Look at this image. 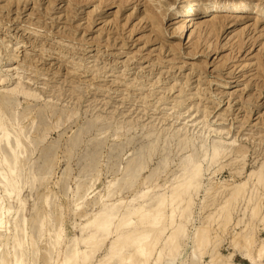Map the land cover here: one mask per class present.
Returning <instances> with one entry per match:
<instances>
[{"label": "rangeland", "instance_id": "rangeland-1", "mask_svg": "<svg viewBox=\"0 0 264 264\" xmlns=\"http://www.w3.org/2000/svg\"><path fill=\"white\" fill-rule=\"evenodd\" d=\"M85 1L0 0V95L7 92L13 98L6 104L11 111L6 110L1 118L10 115V119L16 120L12 133L14 142L16 134L19 135L24 150L17 151H23L24 157L33 164L29 171H43L40 183L29 185L23 178L24 195H20L17 205L26 210L28 224L30 216L39 215L40 223L30 228L33 241L40 245L42 252L54 244L52 235L59 234L55 249L61 253L69 240L78 235L79 225L98 211L101 196L113 183L119 179L127 181L116 190L114 197L123 201L132 198L133 203H137L141 195H168L173 178L179 175L174 172L183 162V156L194 149L200 151L202 143L211 145L221 141L239 148L244 156L230 153L204 171L201 187L193 194L187 214L179 216L181 202L168 200L166 212L173 210L176 222L184 229L179 236L181 244L173 259L169 260L164 252L157 262L153 251L147 264H207L209 261L211 264H264V253L259 258L256 255L260 245H264V228L260 221L264 187L258 189L262 198L257 217H244L235 226L242 218L241 213L253 204L239 200L231 210L226 227H217L221 220L217 214L224 200V186L246 180L264 161V73L256 66V69L247 65L241 68L245 63H258V59L264 63V27L261 28L264 24L260 23L255 29L244 26L251 22L238 21L223 34L217 32L219 35L211 38L214 44H208L209 47L203 41L201 49H205L204 52L200 50L201 53L194 56L185 54L189 49L187 45L190 46L187 35L168 37L158 30L160 35H156L150 20L145 23L146 18L141 19L147 9L144 0H138L135 5L126 4L127 7L121 5L122 8L118 4L99 7L102 10L96 7L102 6L97 2ZM156 1L153 0V4ZM177 1L159 0L150 7L156 10L157 16L165 14L166 19L159 17V22L164 24H158L161 28L165 26L169 30L172 21L178 20L167 19L172 8L168 4L181 5ZM158 11L163 12L158 14ZM103 18L111 21L103 24ZM138 22L141 27L135 24ZM100 28L101 31H97ZM129 29L136 30L130 33ZM113 33V38L121 33L125 35L114 40ZM146 33L151 38L148 39ZM235 34L244 40L239 52L236 47L232 48L237 37L228 42V37ZM121 37L126 45L120 44ZM167 43L182 45V49H176L175 58L172 53H164L169 46ZM212 45L218 48L212 51ZM12 55L16 58L12 59ZM134 55L137 56L132 59ZM239 64L241 66L235 69ZM233 71L239 77L237 81L235 77L229 78L232 76L229 72ZM183 75L192 76V80L187 82ZM258 91L261 94L257 97ZM219 100L222 101L217 104ZM148 133L153 134L147 136ZM184 136L192 143L182 151L179 150V137ZM156 137L158 145L149 151L147 158L152 157L146 167L137 177L124 178L132 157ZM165 157L169 159L167 166L159 163ZM202 162L203 166L207 165L204 160ZM148 176L151 180L143 183ZM2 184L0 179V209L5 203ZM251 185L250 181L248 186ZM207 188L211 190L209 193H206ZM218 189L221 193L212 200V191ZM39 199L48 207L37 206ZM16 219L21 221L22 217H12ZM247 222L255 224L253 243L237 247L235 243L241 241V234L237 232ZM201 227L208 228L210 243L199 253L193 239ZM162 240L155 249L160 247ZM3 243H0L1 256L10 258ZM106 245L94 254L93 261L102 257ZM247 253L255 263L247 258ZM42 254L31 257L30 264H43ZM57 258L48 259L49 264H57Z\"/></svg>", "mask_w": 264, "mask_h": 264}, {"label": "bare ground", "instance_id": "bare-ground-1", "mask_svg": "<svg viewBox=\"0 0 264 264\" xmlns=\"http://www.w3.org/2000/svg\"><path fill=\"white\" fill-rule=\"evenodd\" d=\"M90 1L94 3L97 2V5H102V6H96L98 7V9H101L103 6L105 5L109 6L111 4H114V5L118 4L120 5V7L121 5H125V6L126 4L129 5V3H132L135 5V3L138 0H90ZM151 1L152 3H150ZM158 2L156 1L155 4ZM177 2L179 4L181 3V5H176L175 7H173L172 4H168V6H171L172 8L169 11V15L167 14V19L169 20L178 19L176 22L172 21V24H171L172 26L169 30H167L165 26H164L165 28L164 27L161 28L164 25L162 24L161 21L160 22L162 26L160 27L158 25L160 24L159 17L161 18L165 14L163 13V15L157 16L156 10L152 9L154 7L153 5H155L153 4L154 3L153 0H144L143 3L145 4L146 7L145 6L143 7L147 9L145 10V13H144L145 16L144 17L142 16L143 18H141L140 16V18L141 19L146 18L144 19L145 23H146V20H150L151 22L150 26H152V28H155L152 30H154V33L156 35L158 34V31L165 32L168 35V37L177 36V37L182 38V36L185 37L187 35V39H188L187 42L190 43V46L187 45L189 47L188 52L185 53L187 55H194V56L197 55V53L200 52V50H202L201 43L203 41L204 43H207V47H209L211 44H214L213 43L214 40L213 41H210V40L211 38H213V36L216 35L217 32H220L221 34H223L224 32H226V30L233 28L236 22L238 21L245 20V23L251 22L244 26L246 27L253 26L255 29L260 23L264 24V0H178ZM151 6L153 7L150 8ZM159 7L161 8V4ZM164 7L163 9H165ZM165 11L166 10H164V12ZM198 11L201 13H198ZM162 12L163 11H161L160 13L158 11L157 13L162 14ZM207 12H209V14H206ZM135 14H137L136 11H135ZM162 18L166 19V16H163ZM103 19L101 21L103 24H107L110 20L109 19L105 21L106 18L104 20ZM124 22H127V20ZM135 24L138 25L139 22ZM122 26L123 25L121 24L120 28H122ZM139 26L141 27V24H139ZM130 27L132 26H129V28ZM263 27L264 25L261 28ZM102 28H100L99 30L97 29L96 30L100 32ZM160 28H161V31H160ZM130 29H129L130 33L131 32L134 33V31L136 30L135 29L134 31H131L133 29L131 30ZM240 31H242V29ZM114 33L111 36L112 38L114 36ZM126 33L128 34V32ZM218 35L219 34H217L216 36ZM120 36L115 35L113 39L116 40V38H119ZM237 36H239V34H235V36L233 35V37L231 38L228 37V42H231ZM149 37L147 34L148 39ZM122 38L123 37H121L120 39ZM156 38L157 37H154V39ZM157 39H160V38H157ZM237 39L238 40H236V42L234 41L232 43V46H233L232 48L236 47V49H238L237 52H239L241 49H243L244 40L243 38H240V37H237ZM152 41L154 40L152 39ZM120 44L126 45V42H124V38H123V42H121ZM177 44L179 45L180 43H177ZM181 46L177 47V45L175 46V43L171 44L165 47L164 53L165 52L168 54L172 53V55L174 54L172 57L175 58V54H176L175 51L179 50ZM213 46L214 45L211 46L212 51L218 48L217 45L214 48ZM252 46H253V43L249 45L248 49L251 48ZM204 50L205 49H203L202 51L204 52ZM158 54H161V53H158ZM257 54L255 52V56H257ZM136 56L137 55H134L131 58L133 59ZM225 56L228 57L227 55ZM11 57L13 59L15 55H12ZM224 57H223V60L225 61L226 58ZM138 58H141V57L139 56ZM161 58L162 57H160V60ZM163 58L165 59V57ZM249 62H253V61H249ZM245 65H247L248 68L254 66L253 69H256L257 67V69L262 70L264 73V63L263 61L261 62V60L259 59H258V63L257 61H255L249 64L245 63L242 66L241 64H239L238 66H236L235 69H238L240 66L243 69V67L245 68ZM138 68L142 69L140 68V65L138 66ZM204 70L205 69H203V71ZM141 71H143V69ZM234 71L229 72L230 75L232 74V76L231 77L229 76V78L235 77V81H237L239 77L236 76L237 74H235ZM160 73L162 72L159 71V74ZM159 74L157 75L159 76ZM193 76H197V75L194 74ZM191 78L192 76L190 77L187 76L184 80L188 82ZM186 84L187 83L185 82V86H188V84L187 85ZM196 85H198V83ZM172 87L173 86H171V88ZM258 92H259L258 95H256L257 97L260 96L261 94L260 91ZM232 96H233V93H232ZM11 99L13 98H11L7 94V92L5 94L0 95V118L5 113L6 110L11 111V109L6 105ZM221 101L222 100H219L217 104H219ZM6 115H8L7 112H6ZM9 116L10 115L3 116L0 119V154H2V162L0 163V179L3 181L2 186L5 190V193L2 196V201L5 203L2 204V207L0 209V243L2 242L5 243L7 247L5 249V252L9 253L11 257L7 258V257H4L3 255L1 256V250H0V264H30V258L31 257L37 258L40 255V253H43L41 256L42 257L41 259L44 260L43 264H49L48 259L50 261H53L56 256H58L57 262H56L57 264H147L153 251H155V257H156L155 261L159 262L161 258L163 257L164 252L165 254L168 255L169 260H171L176 255V252H178V247L181 244L179 236L184 233V229L180 222L179 223L176 222L175 214L173 210H171L169 213L166 212L168 200L171 202L174 200H177V202L179 201L181 202V206L178 208L179 216L187 214L188 212H190V202H192L193 200V194H195L201 187V179L203 177L204 171L208 170L210 166L219 162L221 159H223L225 156H227L230 153L235 152V154H239V156H244L242 154V151L239 148L237 149L233 148V146H231L230 144L228 145L221 141L212 142L211 145L202 143L199 145L200 151L194 149L193 151L191 150L192 152L190 154L188 153L183 156V162H181L178 165L177 172H174L175 174H179V175L173 178L171 182L172 186L170 189V193L168 195L158 194V193H154L148 196L141 195L140 196L141 199L138 198L139 200L137 201V203H133L132 198L127 201L118 199L119 197L114 198L116 195V190L118 188H122V186H124V184L127 183V181H124L123 179H119V181H116L115 183H113L110 189L107 190V192L101 196L100 201H99L98 211L92 214L91 217H89L82 224L79 225L78 235L77 236L75 235L73 238L69 240L68 245L65 247V249L61 253H57V250L55 249L56 245H58L57 243L59 240V234H53L51 242H53L54 244L50 245L48 248H46L45 250L41 252L40 245L34 242L31 237L32 233L30 229L32 225L40 223L41 220L39 219V215L34 214L30 216L28 219V222H29L28 224L25 222V213H26L25 211L26 210L19 209L18 208L19 206L17 205H18V201H19L18 199L20 195H24L22 185H21L24 179L29 185L34 184V183L35 184L40 183L41 181H43L42 180L43 171L41 169H39L41 171L37 173H32L29 171L33 164L27 158L24 157L23 151H17V150H24L23 149L24 143L20 140L19 135L17 134H16V142H14L15 138L13 137L12 133L16 128V126L13 125L16 120L10 119ZM17 122H19V120H17ZM32 124H35V122L33 121ZM152 134L148 133L147 136H150ZM179 138H180L179 139V144H180L179 150H182V151L184 149L186 150V147L189 146L190 143H192L185 136L179 137ZM75 139H76V143H78L79 136L76 135ZM157 145H158V139L156 137L150 140L147 148L143 149L142 152L135 154V156L132 157V161L129 162L127 165L124 178L129 179L131 177L133 178L137 177L140 171H142L146 167V164L152 157L151 156L147 158V156L149 155V151L155 148ZM202 160L206 162L207 164L206 166H203ZM159 163L163 164L164 166L165 165L167 166V164L169 163V159L165 157V159H161ZM18 166H21V167L18 168ZM26 171H29V172L26 173ZM151 178H152L151 176L144 178L143 183H148L151 180ZM250 181L252 183L251 187L248 186ZM222 186H219V187H222ZM261 187H264V161L261 162L257 170L254 169L248 174V178L246 180H243V181L241 180L237 183L234 182L229 186H224V189H223L224 190L223 191L224 200H223L222 205L219 207L218 214H217L218 217H221V220H219L217 227L220 229H223L226 227V225L230 222V218L232 216L231 210L233 209V207H235V204L239 200L240 201L244 200L247 203H253V204L250 207V209L244 210L243 213H241L242 218H240L239 221H236L237 224H235V226L239 225V223L243 220L244 217L245 218L257 217V215H259L260 200L262 198L261 193L258 192V189ZM215 188H217V186ZM205 190H206V193H209V191H211L210 188H207ZM212 192H213L212 200H214L216 199L217 195L221 193V190L220 191L219 189L218 191L213 190ZM25 198L26 196L22 197V199H25ZM10 202H13L14 205H11L13 203L10 204ZM36 205L37 206H41V205L47 206L46 202L40 201V199L38 200V203ZM17 215H20L22 217L21 221L17 219L12 220V217L14 218ZM260 221H261L262 227L264 228V209L262 211V217ZM254 225L252 222L245 223L244 228L241 229L240 232H237L241 234V241L239 243H235V246L248 247L253 243V239H254L253 231L255 229ZM166 231L167 233L165 234ZM195 233L196 234L194 236L193 242H194L195 248L200 253L201 251H205L206 247L210 243L209 230L207 227H201ZM161 238L163 239L162 240L163 243L161 242L162 244L160 245V247L158 249L157 248L155 249L156 245L159 244V241L161 240ZM105 243L107 245H106V248H105V251L102 257L98 258V260L93 261L94 254L97 251H99ZM263 253H264V245H260L259 249L256 252V255L259 258V256ZM250 255H251L250 253H247L246 254L247 258H249L251 262L255 263V261L253 260V258H251ZM166 264H169V263H166ZM207 264H211V261L207 262ZM225 264H232V263L228 262Z\"/></svg>", "mask_w": 264, "mask_h": 264}]
</instances>
